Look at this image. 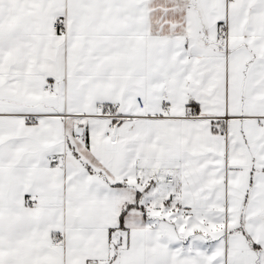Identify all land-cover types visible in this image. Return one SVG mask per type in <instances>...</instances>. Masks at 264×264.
I'll list each match as a JSON object with an SVG mask.
<instances>
[{"label": "snow or ice", "instance_id": "6c2138e0", "mask_svg": "<svg viewBox=\"0 0 264 264\" xmlns=\"http://www.w3.org/2000/svg\"><path fill=\"white\" fill-rule=\"evenodd\" d=\"M0 264H264V0H0Z\"/></svg>", "mask_w": 264, "mask_h": 264}]
</instances>
